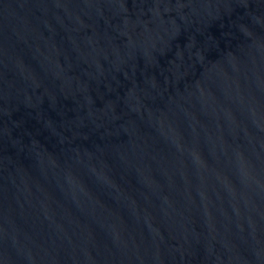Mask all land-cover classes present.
I'll return each mask as SVG.
<instances>
[{
    "label": "water",
    "instance_id": "water-1",
    "mask_svg": "<svg viewBox=\"0 0 264 264\" xmlns=\"http://www.w3.org/2000/svg\"><path fill=\"white\" fill-rule=\"evenodd\" d=\"M0 264H264V0H0Z\"/></svg>",
    "mask_w": 264,
    "mask_h": 264
}]
</instances>
